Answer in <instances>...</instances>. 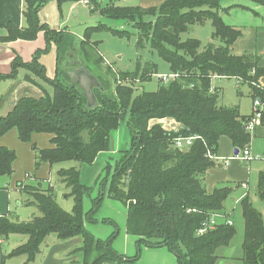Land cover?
<instances>
[{
	"label": "trees",
	"instance_id": "1",
	"mask_svg": "<svg viewBox=\"0 0 264 264\" xmlns=\"http://www.w3.org/2000/svg\"><path fill=\"white\" fill-rule=\"evenodd\" d=\"M46 1L24 0V26L0 25V43L32 40L39 31L44 32L46 42L30 62L16 55L10 73L0 74V79L14 78L20 68H25L52 87L51 93L39 98H20L13 109L0 118V136L15 129L20 141L30 142L33 133L51 134L52 147L40 149L31 144L35 168L42 163L53 166L70 160L90 164L100 152L108 150L110 132L127 114L130 145L113 167L107 191L99 189L94 196L93 186L81 182L79 170L74 166L56 171V184L63 185L64 195L72 198L70 211L57 203L53 184L47 183L38 189L36 185H41L40 181L32 185L17 182L16 187L29 195L25 203L36 207L38 214L25 221L0 216L1 239L13 233L27 236L24 243L11 249L9 256L22 255L25 263H30L39 253L45 237L54 234L59 240L82 238L77 249L81 253V264H133L144 248H165L178 264H215L219 257L216 249L229 244L235 234L234 224L221 222L203 234H197V229L210 214H228L224 211V202L239 184L221 185L207 191L203 185L204 173L216 165L207 152L217 151L222 135L227 136L239 152L247 147L252 134L246 123L252 113L244 115L238 105L220 104V87L213 86L210 90L212 78H235L249 86L252 100L264 98V87L260 83L264 65L259 64L254 51L239 55L230 52L229 47L240 36V30L226 23L219 14V10L227 12L232 6H247H222L223 0H164L147 8L117 5L113 1L98 7L104 17L130 22L137 32L136 48L148 45L169 65L171 72L179 75L153 91L135 93L133 86L122 79L128 75L147 81L157 73L155 64L141 67L137 62L133 72L120 73L115 78L114 92H108L102 84L95 87L96 103L88 105L82 90L69 82L66 72L64 79H60L59 74L53 79L46 77L38 63L39 55L54 43L58 60L61 50L70 48L76 49L85 61L96 62L102 58L95 57L98 42L90 40L92 33L106 29L116 36H125L127 31L101 24L88 26L76 47L67 29L57 31L40 23L38 11ZM56 1L61 6L65 1L78 0ZM85 1L97 7L93 0ZM250 1L264 6V0ZM145 16L151 18L146 21ZM207 20L213 27L211 37L218 38L219 43L209 42L200 49L198 39H181L189 26ZM164 117L173 118L184 128L173 132L159 123L149 126L151 119ZM261 122L264 124V112ZM178 136H194L192 145L188 149L177 148L174 139ZM15 157L13 149L0 145V177L11 176ZM29 187L35 189L31 194L27 192ZM256 189L264 204V171L258 173ZM105 195L126 206V233L135 237L133 255L114 249L118 231L97 237L85 225L98 221L114 223L110 218H96ZM85 197L90 199L89 208L84 207ZM193 209L196 212H192ZM240 209L243 239L238 264H264V217L252 206L248 194L241 198Z\"/></svg>",
	"mask_w": 264,
	"mask_h": 264
},
{
	"label": "crops",
	"instance_id": "2",
	"mask_svg": "<svg viewBox=\"0 0 264 264\" xmlns=\"http://www.w3.org/2000/svg\"><path fill=\"white\" fill-rule=\"evenodd\" d=\"M80 1L86 5H91L87 4L85 0ZM163 1L164 0H138L137 5L142 8H147L157 6ZM243 1L244 3L233 2L230 5H245L247 8L232 6L227 11L228 13L233 12L232 22L228 24L240 30V36L230 45L229 49L230 52L235 55L242 54L246 51H254L259 57V64L264 65V6L250 0ZM73 7L74 4L69 3V1L63 2L62 5L59 6L56 0H48L39 9L38 18L40 23L48 25L51 29L57 31L67 29V32L71 33L69 29V20L73 13ZM23 9L24 0H0V25L12 23L17 26H24L25 19L23 17ZM81 38L82 36L80 35L79 41ZM45 44L43 31H39L32 40L16 39L7 43H0V74L10 73L12 61L16 55H18L22 61L30 62L34 53L37 50L43 49ZM76 46H78V43ZM57 55V46L51 43L49 50L38 57V63L44 68L45 75L49 79H53L56 75L61 73L60 61ZM76 68L67 69L66 73ZM260 83L264 87V76L261 77ZM212 85L216 86L213 83ZM51 92L52 87L39 78L37 74L28 69L20 68L14 78L0 79V118L7 115L20 98H39L45 93ZM251 112L244 115L251 114ZM155 123H159L165 130L173 132H177L184 128L181 123L170 117L151 119L149 121V126ZM251 134L252 139L247 146L250 151L251 160H244L242 157L240 158L234 155V148L231 140L227 136L222 135L218 139L216 154L220 159H227L228 162L227 164H223L222 161L218 162L215 166L207 169L203 176V185L207 191H211L213 188L221 185H230L233 187L239 184L238 187L234 188L228 195L230 198L227 197L231 200V203L227 204V199L224 202V211L228 213L227 215L231 218L233 224L235 223L234 216L237 217V211L239 210L236 202L244 192L240 184L247 183L248 192L246 194H249V183L251 178L255 177L254 181H256L257 185L258 173L264 171V160H260L262 159L261 156H264V147L258 145L259 141L264 142V124L256 126ZM51 137L52 135L49 133H33L30 142H22L18 139L15 129H11L0 136V145L13 149L16 154L12 162L13 173L11 176L0 177V216L7 215L12 220H19L18 216L21 214V210L18 209L19 206L33 207V205H27L25 203L27 200L26 194H23L20 188L16 187L17 182L25 181L26 184L32 185L40 181L43 187H45L47 183H56V171L61 167L63 168L62 163L53 166H50L48 163H42L39 167L35 168V154L31 147V144L34 143L36 147L40 149L50 148L52 147L50 141ZM116 150L117 148L110 152L114 153ZM99 154L104 155L103 152ZM97 175L98 174H95L92 177L93 183ZM63 192L65 193L66 191L64 190ZM102 202L111 205L121 203L111 199L107 195L104 196ZM123 208L125 209L126 219V206L124 205ZM31 214V216L35 215L36 211H32ZM240 216L241 211L239 210L238 219L243 220L241 219L242 216ZM96 218L99 220L103 219V217L101 218L99 216H96ZM125 219L123 220L122 231L118 232L113 241V246L120 253L133 255L136 251L135 237L126 233ZM99 222L100 221L95 222V224L86 223L85 225L95 236L103 237V235H99L92 226L95 225L96 227ZM18 235L22 236L23 234L13 233L9 234L7 238ZM23 237V239L15 241L14 244L17 245L14 247L27 240L26 235ZM3 242L4 239H0V245ZM81 244L82 238L80 236L59 240L54 234H49L45 237L40 246L39 253L30 263H25V257L22 255L9 256L10 249L4 253L1 247L0 249L3 256V264H81V253L77 250ZM102 264L117 263L104 262ZM134 264L178 263L175 257L165 248H144L139 259Z\"/></svg>",
	"mask_w": 264,
	"mask_h": 264
},
{
	"label": "rangeland",
	"instance_id": "3",
	"mask_svg": "<svg viewBox=\"0 0 264 264\" xmlns=\"http://www.w3.org/2000/svg\"><path fill=\"white\" fill-rule=\"evenodd\" d=\"M110 1H113L117 5L138 4V0H93L95 5H97V7H95L92 3L91 5H86L80 0L69 1V3L74 4L72 9L73 13L69 20V29L74 37L73 44L76 45L79 43V36L83 35L86 27L97 24L106 25L113 29L125 30L127 31V35L116 36L106 29L92 33L90 40L98 42V46L96 48L97 53L95 54V57L99 55L102 58L96 62L85 61L83 56L77 53L76 49H62L60 52L61 58L59 60L61 68V73L59 74L60 79H64L67 69L77 67V60H80L81 65L88 69L90 73L99 80L100 84L105 86V88L110 93L114 92L115 78H118L120 73L133 72L136 68L137 62H140L141 67H148L151 64H155L157 72L156 74L162 75L170 73L171 71L169 69V65L163 61L155 51L151 50L148 45H146L143 49L136 48L137 32L130 22H127L123 19L107 18L99 13L98 7H101ZM233 2L244 3L243 0H223L221 4L222 6H228ZM219 14L226 23L232 22L233 12L228 13L219 10ZM150 18V16L143 17V19L146 21ZM212 31L213 27L209 20L202 24L195 23L189 26L188 29L181 34V39L184 40L189 37L196 38L200 41V49H203L204 46L209 42L219 43L218 38L211 37ZM122 81L126 84L132 85L135 93H139L141 91H153L157 89L160 84L165 85L157 79L156 75L151 76V78L147 81H142V79L138 76H136V78H131V76L128 77L127 75V78L122 79ZM212 83L216 86H219L221 89L218 100L220 104L228 106L238 105L240 112L243 114L251 112L252 97L250 94V88L247 84L239 83L235 78H212ZM126 122L127 114L125 115L124 119L119 122L117 128L110 132L108 150L102 151L104 155H97L92 163H80L74 160L65 161L62 163L63 168L74 166L79 170L81 182L93 186L94 190L92 192V196H94L99 189L103 188V190L107 191L110 175L113 172V167L120 160L122 152L130 145L131 133ZM258 145L260 147H264V142L259 141ZM116 148L117 150L114 153L110 152ZM236 156L241 158V152H239ZM261 158L262 159L260 160L263 161L264 156H261ZM249 160H251V158ZM107 164H109V168H106ZM95 174L98 175L95 182L93 183L92 177ZM254 179L255 177H252L249 183L248 196L252 206L260 212L262 217H264V204L257 195L256 181H254ZM102 180L105 181L101 184ZM53 185V195L57 203L64 210L70 211L72 207V198L64 195L65 193L63 191L66 190V188L61 184L53 183ZM36 186L38 189L39 187H43L42 185ZM33 191H35L34 187H29L27 189L28 194H31ZM27 197L29 198V195L26 194V198ZM229 198H227V204L231 203ZM236 205L241 211L239 200L236 202ZM89 206L90 199L89 197H85L84 207L89 208ZM122 206L124 207L122 203L111 205L106 202H101L100 208L96 212V216L101 218H110L114 221V223L112 224L109 222L100 221L97 223L96 227L95 225H92L99 235H103V237H105V235L107 236L112 231H122V224L123 220L125 219V209ZM18 209L21 210V214L18 216L20 221H24L32 217L31 212L34 210L36 211V214H38V211L34 206L29 207L21 205L18 207ZM239 210L237 211V217L234 216L235 223L233 227L235 229V234L227 246H222L216 249V254L219 257L215 264L239 263V258L242 255L241 243L243 239V220L238 219ZM23 236L25 235L12 236L4 239V242L0 245L3 253L9 249L11 250L12 247L17 245L14 244L15 241L23 239Z\"/></svg>",
	"mask_w": 264,
	"mask_h": 264
},
{
	"label": "built area",
	"instance_id": "4",
	"mask_svg": "<svg viewBox=\"0 0 264 264\" xmlns=\"http://www.w3.org/2000/svg\"><path fill=\"white\" fill-rule=\"evenodd\" d=\"M156 75L157 79L162 82L163 84H167L171 82L172 80L178 78L177 72H170L168 74H154ZM213 78H222L215 76ZM210 90H213V85L210 87ZM264 112V98L260 99L259 97H254L252 100V115L249 118L248 122L246 123V128L249 132H253V130L256 128V126L262 124V113ZM194 140V136H178L174 139V144L177 148L180 149H188ZM242 158L244 160L250 159V151L248 147H245L241 151ZM207 156L213 160L216 164L220 161L223 162V164H227V159H220L216 152L208 151ZM259 158V157H258ZM240 187L244 189L243 195L239 198L240 199L246 195L248 192V185L247 183H241ZM190 211V210H189ZM192 212H196L195 209L191 210ZM221 222H224L226 224H233L231 218L228 215H220V214H210L201 224V226L197 229V234H203L207 232L208 230H211L215 228V226Z\"/></svg>",
	"mask_w": 264,
	"mask_h": 264
},
{
	"label": "water",
	"instance_id": "5",
	"mask_svg": "<svg viewBox=\"0 0 264 264\" xmlns=\"http://www.w3.org/2000/svg\"><path fill=\"white\" fill-rule=\"evenodd\" d=\"M77 68L67 71L69 82L77 85L86 97L87 104L92 105L96 103V98L93 89L100 86L99 80L90 73L88 69L81 65L80 60L76 61ZM238 150L234 149V155L238 154ZM0 264H3V256L0 249Z\"/></svg>",
	"mask_w": 264,
	"mask_h": 264
}]
</instances>
